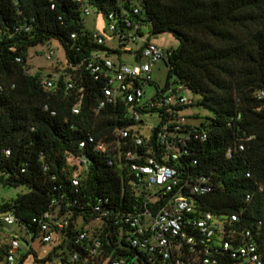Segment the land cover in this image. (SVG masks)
<instances>
[{
	"label": "trees",
	"instance_id": "1",
	"mask_svg": "<svg viewBox=\"0 0 264 264\" xmlns=\"http://www.w3.org/2000/svg\"><path fill=\"white\" fill-rule=\"evenodd\" d=\"M83 4L106 17L127 10L151 36L172 34L179 42L166 51V83L177 79L201 97L191 108L211 113L208 124L194 126L207 134L192 151L198 159L195 172L213 175L216 185L199 204L217 217L238 214V225L252 232L264 258V0H138L139 15H131V0H0V145L11 151L0 158V169L8 175L0 185L25 189L0 204V213L15 215L35 239L39 231L33 220L47 211L91 220L98 217L94 208L102 199L116 207L129 204L128 179L120 166L110 167L103 155L79 146L90 135L113 141L116 129L133 125L121 103L97 113L101 83L85 67L73 69L96 51L108 50L96 45L85 28ZM53 39L65 50L63 71L76 81V90H67L65 75L47 89L43 81L54 75L25 74L33 69L28 49ZM81 87L84 99L75 115ZM240 143L245 150L227 158ZM83 155L90 161L85 174L76 163ZM78 176L76 192L72 180ZM5 249L0 246V263ZM35 263L46 260L36 256Z\"/></svg>",
	"mask_w": 264,
	"mask_h": 264
},
{
	"label": "built area",
	"instance_id": "2",
	"mask_svg": "<svg viewBox=\"0 0 264 264\" xmlns=\"http://www.w3.org/2000/svg\"><path fill=\"white\" fill-rule=\"evenodd\" d=\"M131 2V15H139L138 0ZM92 9L83 4V15L89 16ZM107 19V31L93 33L92 38L108 50L96 51L73 69L83 66L101 83L102 100L97 113L121 103L124 118L131 119L133 125L116 129L113 141H97L90 135L79 146L103 155L110 167L119 165L124 179H128L131 197L124 208L100 200L94 208L98 217L91 220L59 217L57 209L35 218L38 238L43 244H54L53 251L42 260L45 264H264L252 232L238 225V214L217 217L199 204V199L216 187L213 175L196 174L198 159L192 157L195 146L205 142L207 134L199 133L188 122L187 111L193 100L185 95L190 91L186 85L178 80L163 87L153 82L154 67L164 62L168 49L154 44L147 26L134 23L127 10L120 17L110 12ZM17 61L23 62L21 58ZM63 70L52 79L45 78L43 85L54 89L65 75ZM25 74L34 75L36 71L26 68ZM65 76L67 90H76V81L71 75ZM147 85L155 87L150 96ZM77 92L78 102L72 108L75 115L81 112L85 89L81 87ZM152 117L156 120L145 122ZM235 150L243 152L245 145L229 149L227 158ZM10 155L11 151L0 145V158ZM76 163L81 174L87 173L90 161L86 155L77 158ZM4 176L8 177L0 169V179ZM246 177L251 178V173L247 172ZM80 180L79 176L72 180L76 192ZM104 201L107 208L102 206ZM56 205L54 202L52 207ZM0 220L7 227L21 224L12 213ZM31 235L35 241L37 238ZM3 246V264H27L29 243L25 252V245L15 237Z\"/></svg>",
	"mask_w": 264,
	"mask_h": 264
},
{
	"label": "rangeland",
	"instance_id": "3",
	"mask_svg": "<svg viewBox=\"0 0 264 264\" xmlns=\"http://www.w3.org/2000/svg\"><path fill=\"white\" fill-rule=\"evenodd\" d=\"M85 28L92 33L104 34L109 26V21L106 16L102 14H97L96 9L91 10L89 16H84ZM151 41L165 49L177 48L179 42L172 34H161L151 36ZM51 52L53 55L49 58ZM126 60L132 61L131 56H126ZM67 59L65 50L61 46L58 40L53 39L45 44H40L37 46L30 47L28 49V64L36 72H42L45 76L55 75L58 71L63 70L66 67ZM168 68L164 62L157 64L153 71V82L159 84L161 87L165 86L167 82ZM175 78L170 81L173 83ZM146 90L148 95H152L155 91L154 85H147ZM147 95V97H148ZM185 95L192 99L194 103H198L201 99L199 95L192 92H186ZM189 114L188 122L189 124L197 127H201L202 124H208L209 118H211V113L201 107L190 108L187 111ZM194 116H197L195 119ZM156 117L145 119V122H153ZM147 130V128H145ZM147 132V131H145ZM25 192L23 187L19 188H8L0 185V204L5 201H9L16 198L18 194ZM4 214L0 213V217ZM18 238L24 245L25 248L22 252L27 250L26 243H29V249L31 250L30 257L27 260V264H35V255L40 259H44L49 255L53 249L54 244H43L41 239L37 238L35 241L32 239V235L28 231L16 224L14 226L7 227L1 223L0 220V244L3 246L9 238ZM35 254V255H34ZM3 264V263H0Z\"/></svg>",
	"mask_w": 264,
	"mask_h": 264
},
{
	"label": "crops",
	"instance_id": "4",
	"mask_svg": "<svg viewBox=\"0 0 264 264\" xmlns=\"http://www.w3.org/2000/svg\"><path fill=\"white\" fill-rule=\"evenodd\" d=\"M51 76V75H50Z\"/></svg>",
	"mask_w": 264,
	"mask_h": 264
}]
</instances>
